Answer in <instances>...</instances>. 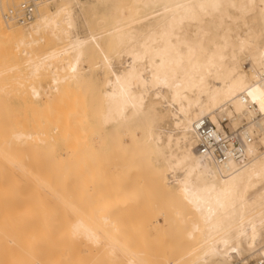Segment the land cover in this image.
Returning a JSON list of instances; mask_svg holds the SVG:
<instances>
[{
    "label": "bare ground",
    "instance_id": "6f19581e",
    "mask_svg": "<svg viewBox=\"0 0 264 264\" xmlns=\"http://www.w3.org/2000/svg\"><path fill=\"white\" fill-rule=\"evenodd\" d=\"M18 5L0 0V264H264V0H42L26 26ZM202 120L242 159L202 154ZM145 180L163 221L135 234Z\"/></svg>",
    "mask_w": 264,
    "mask_h": 264
},
{
    "label": "built area",
    "instance_id": "2783aa9c",
    "mask_svg": "<svg viewBox=\"0 0 264 264\" xmlns=\"http://www.w3.org/2000/svg\"><path fill=\"white\" fill-rule=\"evenodd\" d=\"M42 0H19L18 7L10 8L4 13L5 21H12L20 25H29L35 18L39 3ZM200 132L201 141L198 149L202 154H207L218 163L225 162L233 151L232 156L241 160L243 155L244 142L238 133L228 131L225 135L220 134L215 138L214 126L208 120H202L197 126Z\"/></svg>",
    "mask_w": 264,
    "mask_h": 264
},
{
    "label": "rangeland",
    "instance_id": "374dc122",
    "mask_svg": "<svg viewBox=\"0 0 264 264\" xmlns=\"http://www.w3.org/2000/svg\"><path fill=\"white\" fill-rule=\"evenodd\" d=\"M45 79H46V78H45ZM45 79H43V80L41 81V86H43V87H45V86H46V82H48V80L46 79V80H47V81H46ZM45 81H46V82H45ZM12 103H13V104H18V101L13 99V100H12ZM228 130H229V128L227 127V128H226V131H228ZM111 154H112V153H111ZM106 155H108V154H105V153H104V155H103L102 157L104 158V156H106ZM114 155H116V154H114ZM114 155L112 154L113 157H112V156H110V157H107V156H106V157H107V158H114V159H115ZM106 157H105L104 159H106ZM113 162H114V161H113ZM113 162H112V163H113ZM112 163H110V164H111V167H112ZM109 166H110V165H109ZM73 174H74V173H73ZM73 177H74V175H73ZM75 180H76V179H74V182H71V181H73V180L71 179V180H69V181L67 182V185L64 186V188L67 187V186L70 184V182H71V183H72V185H71V188H72V189H70V191H69V189L66 190L67 188H65L64 192H65V191H66V192L68 191V192H72V193H73V191H74L73 196H74V198H76L75 200H76L78 203H80L81 200L83 201V202L81 201V204H79V205L81 206V208H84V207H85V210L88 209V210L90 211V213H92V211H93V210H92V209H93V208H92V207H93V200H94V196H95V195H94L91 191H89V193H91V194L94 195V196L91 197L90 194H89V196H86V193H84V192H86L84 187H81V188H83V189L80 188V191L83 190V191L80 193L79 189H77V188H79L80 185H78V184L76 183ZM109 181H110V180H109ZM68 183H69V184H68ZM75 183H76V184H75ZM146 183L148 184V181H147V180H145V182L142 183V185L144 184L143 186H144V188L146 189L145 194L148 195V196H146V198L148 197L147 199L145 198V195H143V196H144V197H143V202H142V204H140V205L143 206V208L140 207V210L137 211V212L135 213V215H134V214H131L130 216H132V217H131L132 219H131V218H130V219L128 218V220H130L129 222L132 223V225H131V229L134 228V227H136V229H138V231H134V233L137 232V234H140L141 232H142V234H143V232H144V230H145V226H143V225L146 224L145 222L150 221L149 219H152V220L159 219L160 221H163V219H162L161 217L158 218V214H157V213L152 214L151 211H148V212H150V214H152V216H151L150 214H148L147 211H144L145 207H147L146 205H148L147 200H148L149 198H152V192H151L150 189H148L147 185H145ZM108 185H109V184H108ZM72 186H73V187H72ZM74 187H75V188H74ZM105 188H109V186H106ZM62 189H63V188H62ZM72 190H73V191H72ZM147 191H148V192H147ZM72 193H70V194H71V199H74V198H72V197H73V196H72ZM82 193L85 194V197H84V194H82ZM66 194H67V193H66ZM66 194H64V195H66ZM68 194H69V193H68ZM68 194H67L66 196H68ZM70 194H69V197H70ZM81 194H82V195H81ZM87 194H88V192H87ZM78 195H79V196L81 195L80 198H79ZM76 196H78V197H76ZM82 196H83V197H82ZM81 197H82V198H81ZM88 197H89L90 199H88ZM83 198H84V200H83ZM68 199H69V198H68ZM69 200H70V199H69ZM75 200H73V202H72V203H74V205L77 204ZM78 200H79V201H78ZM91 200H92V201H91ZM145 200H146V201H145ZM67 201H68V200H67ZM74 201H75V202H74ZM85 201H86V202H85ZM87 202H88V204H87ZM91 202H92V203H91ZM70 203H71V201H70ZM143 203H145L146 205H143ZM88 205H89V206H88ZM75 206H76V205H75ZM82 206H83V207H82ZM86 206H88V207L86 208ZM90 206H91V207H90ZM64 207H66V206L64 205ZM64 207H63V210L65 211V212H64L65 215L63 214V211H61V213L64 215V217L66 216V217H65V219L67 218V219H66V222H69L70 219H71L72 217L75 218V214L73 215L74 212H72L71 216H68V214L66 215V211L68 210V209H67L68 207H66L67 210H65ZM69 207H70V206H69ZM71 207H73V206H71ZM77 207H78V204H77ZM78 208H79V207H78ZM81 208H80V209H81ZM89 208H90V209H89ZM91 208H92V209H91ZM73 209H74V208H73ZM81 210H82V209H81ZM81 210H79V211L76 210V211L79 213ZM85 210L83 209L82 212L85 211ZM88 210H87V211H88ZM146 210H149V209H146ZM72 211H73V210H72ZM89 211H88V212H89ZM70 212H71V211H70ZM82 212H80L81 215H82ZM139 212H140V213H139ZM143 212H146V213H143ZM68 213H69V211H68ZM84 213H85V212H83V215H84ZM76 214H77V213H76ZM142 214H145L146 216H145V215H142ZM77 215H80V214H77ZM85 215H87V213H86ZM90 215L93 216V213L90 214ZM67 216H68V217H71V218L68 219ZM88 216H89V214H88ZM130 216H129V217H130ZM147 216H148V217H147ZM156 216H157V217H156ZM90 217H91V216H90ZM136 217H137V218H136ZM149 217H150V218H149ZM74 218H72V219H74ZM134 218H135V220H134ZM137 219H139L140 221L137 220ZM68 220H69V221H68ZM128 220H127V221H128ZM72 221H74V220H72ZM72 221H70L69 223H71ZM133 221H134L135 223H133ZM138 221H139V222H138ZM141 221H143V222H141ZM136 222H137L138 224H140V223H141V224L136 226V224H137ZM131 223H130V224H131ZM142 224H143V225H142ZM141 225H142V226H141ZM140 226H141V228L143 229L141 232H140V229H141V228H138V227H140ZM143 227H144V228H143ZM134 229H135V228H134ZM135 234H136V233H135ZM77 242H78V241H77ZM77 242H76V243H77ZM83 242H84V241H83ZM78 243H80V240H79ZM80 244L82 245L83 243H80ZM83 245H84V247H85L86 249H88V250L85 249V250H86V251H85V250L82 249V248H81L82 250L77 249V247H78L79 245L76 247V249L79 250V251L82 253L83 256H84V255L86 256V254L88 253L87 251H89V247H86L85 244H83ZM83 245H82V247H83ZM79 248H80V246H79ZM85 253H86V254H85ZM87 256H88V255H87ZM87 256H86V258H87ZM108 261H109V260L106 259V260L104 261L105 263L103 262V264H107L106 262H108ZM110 262H111V261H110ZM110 262H109V263H110ZM110 264H111V263H110Z\"/></svg>",
    "mask_w": 264,
    "mask_h": 264
},
{
    "label": "snow or ice",
    "instance_id": "6c2138e0",
    "mask_svg": "<svg viewBox=\"0 0 264 264\" xmlns=\"http://www.w3.org/2000/svg\"><path fill=\"white\" fill-rule=\"evenodd\" d=\"M262 95H264V94H262Z\"/></svg>",
    "mask_w": 264,
    "mask_h": 264
}]
</instances>
